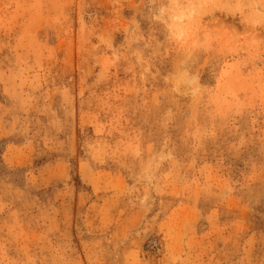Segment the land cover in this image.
Segmentation results:
<instances>
[{"label":"rangeland","instance_id":"obj_1","mask_svg":"<svg viewBox=\"0 0 264 264\" xmlns=\"http://www.w3.org/2000/svg\"><path fill=\"white\" fill-rule=\"evenodd\" d=\"M0 264H264V0H0Z\"/></svg>","mask_w":264,"mask_h":264}]
</instances>
